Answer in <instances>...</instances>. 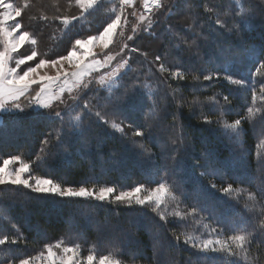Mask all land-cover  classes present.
I'll list each match as a JSON object with an SVG mask.
<instances>
[{"label": "trees", "instance_id": "16d2710c", "mask_svg": "<svg viewBox=\"0 0 264 264\" xmlns=\"http://www.w3.org/2000/svg\"><path fill=\"white\" fill-rule=\"evenodd\" d=\"M65 1L60 0V3L65 4ZM46 2H42L43 5L40 6L52 9V5H47L46 8ZM232 2L233 0H188L184 9L186 17L189 6H194L193 11L199 16V22L207 36L206 40L198 41L199 58L176 48V40L169 31L171 27L190 35L185 27L188 21L181 26L173 22L165 23L161 19L155 24L152 34L158 35L160 40L155 46L152 45V50L146 51L149 58L141 55L142 52L130 54L131 66L121 83H131V78L137 73L141 74V80H145L143 73H147L152 87L159 89L160 118L153 127L145 125L144 114L148 110L146 99L135 109L121 106L108 114L110 121L123 122L124 132L116 131L109 124H103L89 114L84 116L82 130L68 133L65 128L66 134L61 143L55 140V129L60 121L38 118L36 113L42 110L6 113L0 116V163L4 158L19 155L25 162H36L32 165L33 175L52 179L65 187L107 185L115 186L119 191L128 190L137 184L155 187L156 182L163 178L174 185L176 195L183 200L180 204L181 211L197 207L205 209L201 213L203 216L211 215L215 218L223 215L229 220L240 219L236 213H244V199L237 203L219 189L232 184L233 187L259 192L264 187V164H261V157L257 155L258 151L264 154V149H257L258 142L264 138V120L257 118L254 123L245 120L238 140L234 139L230 133L224 132L221 124L216 123L221 118L219 108L224 103L223 96L228 95L231 105L226 106L222 119L231 122L245 116L246 108L251 103L250 91L238 92L235 86L224 80L203 81L201 76L200 83L194 85L191 79L193 74L199 72L219 70L221 61L218 60V55L221 49L238 41H242L245 47L251 46L257 50L264 48V15H258L238 35L219 30L214 20L207 19L203 10L205 3L227 7ZM105 9L107 8L101 6L88 15L86 20L90 24H84L85 29L82 31L76 25L77 22L64 29L62 24L51 19L31 20V16L41 12L39 9L25 17V21L23 18V24L38 39L42 52H45V47L56 52L51 48L66 50L80 35L102 30L111 17V14L105 15ZM92 22L97 26H93ZM51 28L55 30L51 32ZM129 44L140 49L138 37L133 38ZM156 55L164 57L166 67L173 71L180 68L188 78L177 80L168 73H160L157 70L158 64L150 63ZM229 70L237 78L244 76L251 81L249 74L255 70V65L237 64ZM256 79L255 87L259 90L260 77ZM172 89H176L177 96L185 102L183 107H177V102L172 98ZM85 91L86 95L81 93L84 99L93 103L94 96L107 95L105 90L95 87ZM214 94H220L218 105L205 103L193 108L187 105L193 98L204 101ZM137 99L143 98L138 94ZM80 104H83V100ZM74 107L76 111H80V105ZM59 108L63 109L64 105H59ZM205 116L213 123H205ZM68 119L66 115L65 120ZM174 123L177 125V132L180 127L183 128L184 143L176 151L172 150L170 144L165 150L164 144L173 135ZM129 124L132 125L131 128L128 127ZM141 125L145 126V137H134L133 131ZM49 132L53 133L51 143L46 147L45 153H41V148L45 147L42 141ZM140 143L151 149V158L140 151ZM38 155L43 156V159L37 161ZM173 156L177 162L173 161ZM202 172L206 175L202 176ZM212 183L216 185L215 189L211 188ZM0 190V217L7 215L11 220L9 224L0 219V234H8L10 239L20 237L23 241L17 245L0 246V264H7L14 256L23 258L36 255L43 250L44 244L55 243L62 238L68 244L79 243L85 256L93 245L96 246L98 255L116 250L124 264H158L154 254L156 250L164 253L161 264H220L218 254H209L214 259L205 260L203 254L183 244V237L180 243L175 241L173 231H185L186 224L188 230H192L194 225L191 218L187 221L170 218L165 224L149 209L135 204L123 207L84 198H61L51 194H37L22 186H0ZM244 215L250 216L248 213ZM255 222L253 219L252 223ZM203 223L217 226L214 220H205ZM12 224L16 228H12ZM201 233L204 238H208L209 229L201 228L194 234ZM211 238L215 239V234ZM154 241L157 244L154 245ZM251 248L264 253V233L257 235Z\"/></svg>", "mask_w": 264, "mask_h": 264}, {"label": "snow or ice", "instance_id": "6c2138e0", "mask_svg": "<svg viewBox=\"0 0 264 264\" xmlns=\"http://www.w3.org/2000/svg\"><path fill=\"white\" fill-rule=\"evenodd\" d=\"M68 7L75 6L79 9V15H56L49 17L43 12L30 17L36 21H59L65 29L69 28L74 21L78 22L86 19L88 15L100 9L103 0H67ZM51 5L56 13L60 11V0H51ZM136 0H118L119 11L117 5H113L111 9H105L111 13L109 22L103 26V30L98 35H89L86 39H76L71 49L66 55H61L57 59L39 58V62L35 66H31L29 62H34L40 53L36 49L38 44L35 36L28 30L20 18L23 17L25 11L33 7L32 0H21L20 3H13L12 0H0V113H25L29 109H39L36 113L37 117L46 120H59L60 124L55 129V140L61 143L65 136V128L68 133L80 131L84 126V116L94 115L96 119L103 124H109L116 131L124 132L123 122L109 120L108 114L116 111L119 107L125 106L135 109L146 99L147 112L144 114L145 125L148 128L154 126L159 119L160 104L158 100L159 89L152 87L150 77L147 73H143L145 80L140 79V73H137L131 83H121L123 77L130 68V58H123L116 67L110 72L103 75L93 77V79L85 80V77H91L93 72H98L101 68L108 67L116 60V57L128 49L131 52H140L138 48L129 49L127 43H123L120 52L112 54L111 51L104 53L103 60L96 59V53L91 49V45L99 44L101 52L109 49L114 44V37L119 29L121 36L125 35L124 28L128 25V16L125 11L128 8H135ZM140 6L143 12L136 17V23L132 25V35H127V40L131 41L134 34L138 31L149 32L154 23L159 21L161 15L167 16L172 11V5L166 0H140ZM194 6H189L187 21L185 27L190 35H186L180 31H175L171 27L169 31L176 40L175 47L181 51H188L190 54L200 57V44L198 41L206 40L203 26L199 22V16L193 11ZM204 13L207 14L208 20H214L219 30L228 33L239 34L258 15H264V0H233L231 5L213 6L205 3L203 6ZM136 16V12L130 13ZM145 21L147 24L145 25ZM25 45H32L30 54H21L20 50ZM147 59L146 52L140 53ZM91 58V59H89ZM218 60L221 61V68L211 72H199L193 74L191 79L193 84H199L201 76L203 81L224 80L235 86L236 91H244L251 93V103L246 108V115L235 119L231 122L222 119L225 114L226 106L231 105L228 95L223 96V105H220L219 111L221 118L216 123L221 124L226 134L230 133L234 139L239 138L242 132V124L245 120L254 123L257 118L264 120V48L257 50L251 46L245 47L242 41H238L234 45L222 48ZM67 61L70 66H74L71 72L65 71L63 63ZM164 57L156 55L150 63L158 64L160 73H168L177 80H186L188 76L180 68L172 70L166 67ZM251 63L255 65V70L250 72L251 81L248 77H236L229 68L235 67L237 64ZM14 64V66H12ZM57 68L55 76L39 75L38 69L46 66ZM23 66V67H22ZM133 72H136L133 69ZM257 77H260V88L255 87ZM93 81L100 89H104L107 95H97L93 97L95 103L91 100L84 99L87 94L85 90H92ZM33 85H39L38 89H34ZM171 88V85H169ZM35 94L32 95L31 93ZM84 93L82 95L81 93ZM65 93L67 96H65ZM143 99H137V96ZM172 98L177 102V107H183L185 102L177 96V90L172 89ZM220 94L206 97L204 101L199 98H193L187 102L189 108L205 103L213 106L220 104ZM28 97L27 104L21 103L22 97ZM83 100V104L80 101ZM59 105H64L63 109ZM75 105H80V111H76ZM74 113V114H73ZM69 119L65 120V116ZM205 123H213L208 117H203ZM132 127L131 124L128 125ZM144 125L137 127L132 135L134 137L144 138L146 133ZM177 125L173 124V135L170 140L164 144V149L169 148V144L173 151H176L179 145L184 143L183 128L180 127L179 132L176 131ZM53 133H47L42 141L41 153H45L46 147L51 143ZM135 143V141H133ZM141 152L146 153L151 158V149L143 143L138 145ZM257 149H264V138H261L257 144ZM261 157V164H264V154L258 151ZM43 159L38 155L37 161ZM174 162L176 157H172ZM34 162H25L19 155H12L4 158L0 163V186H22L30 189L37 194H51L61 198H84L95 200L98 202H107L110 205L131 207L133 204L149 209L154 213L160 221L167 224L170 218H178L181 221H187L191 218L193 228L188 230L185 225V231L176 233L173 231V237L177 243L190 246L192 249L203 254L205 260L214 259L209 254H218L220 264H264V253L253 251L251 245L258 234L264 233V187L259 192L248 191L244 188L233 187L228 184L226 187L219 189L224 195L231 199H235L240 203L244 199V213L250 214L245 216L244 213L237 212L240 217L238 220L226 219L223 215L219 217L203 216L201 213L205 209L191 207L185 211L180 210V204L183 200L176 195L174 185L169 184L166 179L156 182L155 187H149L146 184H137L128 190H117L115 186L93 185L92 187L80 186L78 188L65 187L52 179H47L39 175L32 174V165ZM197 163H199L197 161ZM13 165H18L13 167ZM167 171V170H166ZM202 176L206 173L202 172ZM211 188L215 189L216 185L211 184ZM2 195V190H0ZM174 202L175 207L169 210V202ZM4 223H11L7 215L0 217ZM255 223H252V220ZM208 220L217 225L213 227L211 223H203ZM12 228H16L12 224ZM201 228L209 229L208 238H204V234L195 235ZM215 234V239L211 238ZM23 242L22 238H9L8 234H0V246L17 245ZM59 250V251H56ZM124 264L120 259V255L116 250L107 254L98 255L95 245L88 249V254L83 255L82 246L77 244H68L63 238L55 243H46L43 250L33 256H24L23 258L12 257L8 260V264Z\"/></svg>", "mask_w": 264, "mask_h": 264}, {"label": "rangeland", "instance_id": "374dc122", "mask_svg": "<svg viewBox=\"0 0 264 264\" xmlns=\"http://www.w3.org/2000/svg\"><path fill=\"white\" fill-rule=\"evenodd\" d=\"M12 2L13 3H20L21 0H12ZM42 2H46V3H44L46 8L48 7L47 5L51 6V4H50L51 1L50 0L49 1L48 0H32L33 7H31L30 9L25 11V14L23 15V17L20 18L21 22L23 23V18H24V21H25V17L27 18V16H30L32 13H35L38 9L41 10V12H43L44 14L50 15V16L54 15V14H56V15H65L66 14V15H69V16L79 15V9L76 8L75 6L69 8L68 4H67V0L65 1V4L64 3L63 4L60 3V11H59V13H56L54 8L51 9L50 7H48L47 9H45L43 6H40V5H43ZM166 2L170 3L172 5V11L169 12L167 14V16L161 15L159 17V20L161 19L165 23L173 22V24H178V25H181V26H183L182 24H186L187 20H186V13H185L184 9L187 6L188 0H171V1L166 0ZM113 5H117V11H119L118 0H103V5L102 6H104L105 8L111 9V7ZM62 10H63V12H62ZM133 11L136 12V16L135 17L130 15V13L133 12ZM142 12H143V8L140 6V0H136L135 8L126 9L125 15L128 16V21L129 22H128V25L124 28L125 35L121 36L119 34L120 30L118 29L117 30V34L114 37L115 43L110 45L109 49H105L103 53L101 52V48L99 47L98 43L94 44V45H91L90 47H91L92 51L94 53H96V59H100L102 61L104 53H107L109 51H111L112 54H116V53L120 52V48H121L123 43H127L129 45V49H131L130 46H132V45L129 44L130 41L127 40V35H132V32H131L132 25L136 23V17H138ZM106 13L107 14H105V15H110L111 14L110 12H106ZM74 22H76V21H74ZM107 22H109V21H107ZM56 23L57 24H61L59 21H56ZM100 23H102V22H100ZM84 24L89 25L90 22L88 20H86V19H83L81 21H78L76 25L79 26V30L82 31V30L85 29ZM146 24H147V21H145V25ZM155 24H157V23H154L152 29L149 32L138 31L136 34H134L135 37H138L140 52H146L149 49L152 50L151 49L152 45L155 46L156 42H159V40H160L158 38L159 36L158 35H156V36L152 35V34H154L153 29H154ZM92 25L93 26H97L96 24H94V22H92ZM63 28H64V26H63ZM25 30H28V29L25 27ZM52 30H55V28H51V32H52ZM102 30H100V31H102ZM98 33L99 32L95 31L92 34H88V35L84 34V36L80 35L82 37L80 38V36H79V39H86L87 36H89V35H98ZM160 37L162 38V35ZM37 41H38V39H37ZM152 41H154L153 44H152ZM49 42L52 43V40L49 39ZM49 42L47 44H50ZM73 43H71L68 46V49H66V50H62V48L59 49V47H56L54 49L51 48L52 50H57L56 52L55 51H51L50 49H48V47L44 48V45H42V47L44 48V51H45V52H42L41 51V45H40V43L38 41V44L35 47H36L37 51L40 53V57H38L34 62H29V63L31 64V66L34 67L35 63H38L39 62V58H41V57L46 58V59H57L61 55H66L67 51L69 49H71ZM45 46H47V45H45ZM32 47H33L32 45H25L20 50L21 54H30V51H31ZM165 48L168 50V48L166 46H165ZM48 50H50V51L48 52ZM131 53H133V52H131L128 49H126L124 52L120 53L116 57V60H114L111 63L110 66L101 68L98 72H93L92 76L91 77H85V80L87 81L88 79H93V77H97V76L103 75L105 72H110L112 70V68L116 67V65L123 58L128 57V58L131 59V57H130ZM89 59H91V58H89ZM12 66H14V64ZM59 67L60 66L58 65L57 68H53V67H51L49 65V66H46V67H44L42 69H38V74L39 75L55 76L56 72H57V69ZM73 67L74 66H70L67 61H65L63 63V68H64L65 71L71 72L73 70ZM38 87H39V85H33L34 89H38ZM92 87L100 89L98 87V85H96V83L94 81H93ZM100 90L104 91V89H100ZM31 94L34 95L35 93L32 92ZM65 96H67L66 93H65ZM27 99H28L27 96L26 97H22L21 98V103L26 105L27 104ZM4 114H6V113H0V116H2ZM16 166H18V165H13V167H16ZM74 188H78V187H74ZM173 206H175V203L170 201L169 202V210H171L173 208ZM69 225H70V223H69ZM155 244H157L156 241H154V245ZM56 251H59V250H56ZM154 254L156 255V259H158V260H156V262H158V264H161L162 261L164 260V256H163L164 253L161 252V250H159V251L156 250L154 252ZM37 264H39V262H37Z\"/></svg>", "mask_w": 264, "mask_h": 264}]
</instances>
